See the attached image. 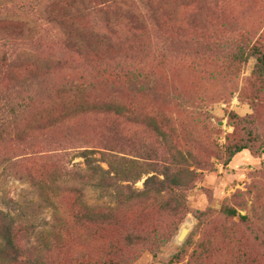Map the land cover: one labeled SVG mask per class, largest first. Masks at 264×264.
<instances>
[{"label":"rangeland","instance_id":"374dc122","mask_svg":"<svg viewBox=\"0 0 264 264\" xmlns=\"http://www.w3.org/2000/svg\"><path fill=\"white\" fill-rule=\"evenodd\" d=\"M138 16L145 29L125 31L122 47L103 58L66 52L56 39L45 42L39 53L61 58L64 65L42 82L47 96L67 82L92 81L91 99L116 96L125 102L128 118L139 117L142 124L137 126L130 119V125L122 126L106 117H89L74 122L66 132L38 131L25 143L2 145L0 157L13 159L16 165L15 173L0 168V209L16 216L21 213L18 207H24L22 218L31 219L37 230L28 239L23 234L19 243L26 257L35 256L37 252L30 250L37 247L42 264H84L87 260L103 264L110 245L113 253L130 254L126 240L133 231L145 235L146 245L153 242L175 219L160 213L156 205L125 211V231L110 224L85 232L75 225L78 209L71 205L72 193L57 199L62 226L52 218L51 207L38 203L32 182L58 168L60 154H69L63 160L66 163L73 154L70 147L113 146L117 139L110 131L115 129L124 136L125 158L147 169L161 170L162 165L175 163V168L193 172L179 191L185 210L173 237L153 253L147 247L138 248L129 264H264V219L256 221L264 213V80L253 73L256 62L251 56L254 47L264 51V0H195L191 7L175 13H160L159 22L146 13ZM168 24L180 30H164ZM241 51L245 61L237 58ZM124 72L128 73L125 77ZM131 84H142L143 89L133 91ZM151 123L160 134L150 128ZM66 135L73 143L64 142L69 139ZM240 145L247 149L228 160V151ZM71 163L83 167L80 158ZM144 180L145 175L122 185L141 191ZM112 193L88 187L84 200L107 212L115 207ZM163 198V204L172 205L171 195ZM223 208L249 215L250 222L240 223L237 216L225 218ZM202 212L208 215L199 220L196 215ZM185 224L189 233L178 245L175 239ZM92 230L94 236L87 237ZM41 232L50 233L49 252L41 250ZM205 236L213 250L221 253L211 261L193 263L191 255L201 250L196 243ZM227 236L239 243L229 246ZM80 254L88 258L77 260Z\"/></svg>","mask_w":264,"mask_h":264},{"label":"trees","instance_id":"16d2710c","mask_svg":"<svg viewBox=\"0 0 264 264\" xmlns=\"http://www.w3.org/2000/svg\"><path fill=\"white\" fill-rule=\"evenodd\" d=\"M194 3L195 0H0V147L7 143L20 144L23 140L25 143L31 134L38 131H69L74 122L89 117H106L122 126H125V122L127 125L133 122L140 126L142 123L137 119L139 117L128 118L125 102L118 97L91 99L90 94L94 90L92 81L67 82L47 96V91L41 86L42 82L64 65L61 58L43 55L39 49L44 48L45 42L56 39L57 44L66 52L103 58L122 47L125 31L145 29V22L139 20L137 13H146L153 22H159L157 15L160 13H175L177 9L191 7ZM163 29L168 32L180 30L173 24L164 25ZM251 56L256 62L253 73L264 80V51L254 47ZM237 58L245 61L244 51ZM127 75L124 72L123 76ZM130 88L141 91L143 86L131 84ZM251 108L256 112L254 106ZM248 118L251 120V117ZM245 120L240 119L242 122ZM149 126L156 134H160L157 126L152 123ZM110 133L117 139L113 146L97 144L83 148L70 147L69 151L73 154L66 163L63 160L69 154H60V166L51 173L47 172L46 178H36L39 183H32L38 191L39 205L51 207L52 218L61 226L57 199L67 192L72 193L74 198L71 205L78 209L75 225L85 232L95 228V225L111 224L124 229L125 211L134 212L135 207L145 210L156 205L160 213L174 217L172 226L166 231H159L154 241L147 245L145 235H141V232L133 231L131 236L128 235L126 246L130 254L113 253V246H109L106 253L109 258L103 264H129L134 260L138 248L147 247L153 253L173 237L181 212L185 210V200L179 191L187 186L193 172L175 168V163L164 164L159 167L161 170L154 167L147 169L135 160L125 158L124 136L119 135L115 129ZM65 137L69 139L64 142L73 143L69 136ZM121 140L124 143H119ZM165 142L168 144L166 138ZM245 149V145H240L229 150L228 160ZM77 158L82 159L83 167L71 163ZM15 165L13 159L0 157L2 172L15 173ZM144 175L141 191L122 185L139 180ZM88 187L106 193L112 190L114 193L110 196L115 207L101 212L98 206H89L84 200V190ZM164 195H171L172 205L162 203ZM18 208L21 213L16 216L0 209V264H42L43 257L38 254L37 247L30 250V253L37 252L35 256L26 257L24 248L20 246L22 235L27 239L35 235L37 226L31 219L22 218L24 207ZM206 215L207 212H202L196 218L200 220ZM221 215L228 219L237 216L240 223L250 222L249 215L240 216L236 211L226 208L221 210ZM263 219L264 213L256 217L258 222ZM262 223L264 225V220ZM49 234H38L42 251L49 252L52 247ZM94 234L92 230V233H87V237ZM77 238L81 244H85V240ZM226 240L231 247L239 243L229 236ZM196 247L201 250L191 255L193 263L211 261L221 253L218 249L213 250V243L206 236L205 240H198ZM110 255L117 258L112 260ZM86 258L87 254H80L77 260L83 261ZM84 264H89V261Z\"/></svg>","mask_w":264,"mask_h":264},{"label":"water","instance_id":"95a60500","mask_svg":"<svg viewBox=\"0 0 264 264\" xmlns=\"http://www.w3.org/2000/svg\"><path fill=\"white\" fill-rule=\"evenodd\" d=\"M189 233V226L187 224L183 225L179 231V234L177 235L175 241L178 245L182 244L184 239Z\"/></svg>","mask_w":264,"mask_h":264}]
</instances>
